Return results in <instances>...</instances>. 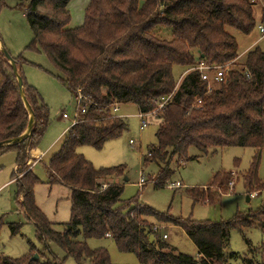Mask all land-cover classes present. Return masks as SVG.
Segmentation results:
<instances>
[{
    "label": "trees",
    "instance_id": "1",
    "mask_svg": "<svg viewBox=\"0 0 264 264\" xmlns=\"http://www.w3.org/2000/svg\"><path fill=\"white\" fill-rule=\"evenodd\" d=\"M16 1L25 9L34 34L29 48L46 55L60 73L56 78L73 95L80 91L89 105L46 163L51 182L72 190L71 219L60 232L36 206L34 188L40 181L29 166L30 153L39 147L49 126L48 108L22 73L23 57L13 58L16 73L0 50V143L20 139L31 123L19 76L34 116L30 136L0 147V152L16 153L15 200L36 225L37 239L43 244L39 249L29 242L30 253L24 258L1 255L0 264H39L35 254L44 259L43 264H62L51 243L78 264H113L106 249H90L89 239H111L120 252L136 255L139 264H226L233 229L258 227L264 232V202L256 211L238 212L229 221L172 218L140 204L136 197L123 199L124 185L115 183L125 175L123 167L98 170L78 153L81 146L102 149L121 137L128 124L111 109L128 104L136 105L139 113L156 111L157 145L146 157L166 165L156 186L164 187L172 173L171 161L175 156L188 158L191 148L204 153L224 147L264 150V50L251 49L237 64L239 43L230 31L248 36L264 21L263 13L257 22L253 0H90L78 28L70 27L72 0ZM5 7L7 0H0V10ZM200 62L231 63L224 82L212 92L196 70L180 84L176 80V67L188 71ZM168 96L170 101L158 110L161 98ZM258 167L253 164L243 175L248 194L264 191ZM231 178L219 172L212 186L224 188ZM190 192L197 200L205 199L195 189ZM150 217L182 230L196 246L197 255L179 252L168 237L154 230ZM19 227L10 225L12 235ZM80 235L83 240L78 239Z\"/></svg>",
    "mask_w": 264,
    "mask_h": 264
},
{
    "label": "rangeland",
    "instance_id": "2",
    "mask_svg": "<svg viewBox=\"0 0 264 264\" xmlns=\"http://www.w3.org/2000/svg\"><path fill=\"white\" fill-rule=\"evenodd\" d=\"M18 4L16 0H7V7L0 10V50L7 51L12 58L23 57L25 62L22 65V73L30 84L39 89L48 108L49 126L39 145L44 151L48 150L42 158L44 162L37 161L38 157H33L35 159L29 161V166L35 162L30 166V170L40 181L34 188L36 206L54 224L56 230L63 232L71 219L72 190L65 185L51 182L46 163L59 151L66 131L72 125V120L64 119L61 112L65 111L70 116L74 113L73 93L56 78L60 73L48 57L29 48L34 41V34L25 16V9ZM74 8L72 0L68 9L73 21ZM261 8L262 3L257 2L254 8L257 22L262 18ZM80 18H84L82 13ZM257 30L248 36L230 30L238 39L240 53L260 38ZM163 33L161 31L160 35L163 36ZM165 34L167 38L170 37L169 33ZM259 47L264 50V39L260 41ZM245 55L239 56L237 64H242ZM189 72L191 69H174L178 84ZM122 106L118 105L119 110L122 109L117 116L124 118L128 124V129L123 135L108 141L102 149L81 146L78 153L98 170L124 168L125 175L115 179V183L124 185V200L136 197L140 204L158 214L198 222L229 221L238 212L256 211L264 202V191L248 194L244 186L243 175L253 164H259L257 175L264 179V150L251 148L224 147L210 150L208 153L191 148L188 158L175 156L171 161L169 168L172 173L164 187L156 186L155 182L166 168L159 160L146 161L149 151L157 145L156 115L146 118L147 126L141 129L138 107L133 104ZM16 157L14 151L0 152V256L12 259L28 256L29 242L43 249V244L37 239L36 225L20 211L19 202L15 200L16 183H8L15 173ZM219 172H227L232 176L224 188L214 187L211 183ZM141 176L146 180L143 186L139 185ZM177 183H180L179 187H171ZM192 189L205 195V199L201 197L197 200L190 192ZM208 196L214 201L210 202ZM149 221L159 227V234H167L166 240L179 252L197 255L194 243L178 227L167 222H157L155 217H150ZM11 224L21 226L16 235L11 233ZM78 239L83 240L82 235ZM227 242L226 264H260L264 260V232L258 227L242 232L233 229ZM87 244L93 250L106 249L113 264H139L136 255L120 252L111 239H89ZM50 247L62 264H78L56 245L51 243ZM232 254L237 256H231ZM36 255L38 254H35L33 259ZM246 259L252 260L253 263ZM35 261L43 264L44 259L39 256Z\"/></svg>",
    "mask_w": 264,
    "mask_h": 264
},
{
    "label": "built area",
    "instance_id": "3",
    "mask_svg": "<svg viewBox=\"0 0 264 264\" xmlns=\"http://www.w3.org/2000/svg\"><path fill=\"white\" fill-rule=\"evenodd\" d=\"M253 2L262 3L263 13H264V0H253ZM258 31H259L260 35L262 36V38H264V21H262L258 25ZM230 65H231V63L226 64V65H221V66H210V65H206L204 62H200L195 68H192L191 71H193V70L198 71L201 75V80L208 83V91L212 92L213 87L215 85L222 84L224 82L226 71ZM84 99L85 98H84L83 94L80 93V91L76 92L73 95V100H74V105H75L74 113L70 116L65 111L61 112V115L64 119H68V120L71 119L72 120L71 127L76 125L80 121L81 114H85L87 112V107H88L89 103L84 101ZM170 99H171V96L161 98L158 110L163 108L170 101ZM201 104H202V101L198 100V105L200 106ZM111 112L113 115L117 116V113L119 112L118 105L114 106L111 109ZM155 113H156V111L151 112V113H140L139 114V116L141 118V129H144L147 126V122L145 119L154 116ZM131 143H133V142L131 141ZM41 160H42V158L39 157L38 161H41ZM34 163L30 166H33ZM145 183H146V180H145L144 176H141L139 185L143 186V185H145ZM179 186H180V183H177L176 185H171V187H173V188H176ZM154 230L158 231L159 227L154 226ZM164 238L166 239L167 235H164Z\"/></svg>",
    "mask_w": 264,
    "mask_h": 264
},
{
    "label": "crops",
    "instance_id": "4",
    "mask_svg": "<svg viewBox=\"0 0 264 264\" xmlns=\"http://www.w3.org/2000/svg\"><path fill=\"white\" fill-rule=\"evenodd\" d=\"M89 1L90 0H74V6H75V8H74V21H73V17H71L72 18V20H71V24H70V27L71 28H78V27H80V26H82L83 25V23H84V18L81 20V18H80V14L82 13L83 14V17H85V10H86V8H87V6H88V4H89ZM71 4V3H70ZM261 10V17L263 18V9L261 8L260 9ZM71 13V12H70ZM72 16V15H71ZM262 18H261V20L259 21V22H261L262 21ZM257 32H258V30H257ZM259 33V32H258ZM259 35H260V33H259ZM264 38H262V36L260 35V38L259 39H257V40H255L252 44H250L249 45V47H247L243 52H241L240 53V56L242 55H245L248 51H250L251 49H253V48H255V47H259V44H260V41H262ZM0 49H1V43H0ZM32 85V84H31ZM34 86V85H33ZM35 87V86H34ZM36 88V87H35ZM38 91H39V89H37ZM123 106H125V105H123ZM122 106V107H123ZM121 109L122 108H120V110H119V113H120V111H121ZM122 116V115H121ZM70 128V127H69ZM68 128V129H69ZM68 131V130H67ZM67 131H66V134H67ZM65 134V135H66ZM65 137V136H64ZM43 138V137H42ZM11 143H15L16 142V140H12V141H10ZM40 145V144H39ZM46 150H48V149H46ZM46 150L44 151L40 146L37 148V149H34V150H32L31 151V153H30V155H31V158H32V160L33 159H35V158H33V157H38V159H39V157H41V158H43L44 156H46ZM38 161V160H37ZM36 161V162H37ZM42 162H44V160H41ZM40 161V162H41ZM17 169H18V167H17V165L15 166V172L17 171ZM16 180H17V178L15 179V178H13L12 177V180L10 181V182H8V183H16ZM212 183V182H211ZM205 186L206 185H204V188H205ZM259 194V193H258ZM217 202L218 201H216V204H217ZM165 235H167V234H165ZM168 237V236H167Z\"/></svg>",
    "mask_w": 264,
    "mask_h": 264
},
{
    "label": "water",
    "instance_id": "5",
    "mask_svg": "<svg viewBox=\"0 0 264 264\" xmlns=\"http://www.w3.org/2000/svg\"><path fill=\"white\" fill-rule=\"evenodd\" d=\"M1 51L7 57V59L9 60V62L11 63V65L13 66L15 72L18 73V69H17L16 63L13 60V58L10 56V54L7 51H5V50H1ZM18 81H19V85H20V89H21V95H22L23 100H24V102H25V104H26V106H27V108H28V110L30 112V115H31V123H30V125L28 127V130L22 135V137L20 139H17L16 142L21 141L22 139L30 136L31 131H32V127H33V124H34L33 112H32V109H31L30 105L28 104V102H27V100L25 98L24 91H23V82H22V78L20 76L18 77ZM9 144H13V143H11L10 141L9 142H5V143H0V147L7 146ZM249 200H250V198L248 197V201ZM38 257L39 256L36 255L35 258H34V260H36Z\"/></svg>",
    "mask_w": 264,
    "mask_h": 264
}]
</instances>
